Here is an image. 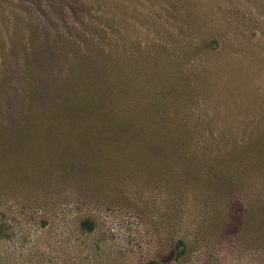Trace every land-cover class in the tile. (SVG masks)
<instances>
[{
	"label": "rangeland",
	"instance_id": "1",
	"mask_svg": "<svg viewBox=\"0 0 264 264\" xmlns=\"http://www.w3.org/2000/svg\"><path fill=\"white\" fill-rule=\"evenodd\" d=\"M1 24L0 264H264V0H0ZM107 78L141 131L41 126Z\"/></svg>",
	"mask_w": 264,
	"mask_h": 264
},
{
	"label": "trees",
	"instance_id": "2",
	"mask_svg": "<svg viewBox=\"0 0 264 264\" xmlns=\"http://www.w3.org/2000/svg\"><path fill=\"white\" fill-rule=\"evenodd\" d=\"M34 8H36L35 5ZM38 15H40V17L42 16L39 12ZM39 19L41 20V18H38V20H32L34 25H39ZM2 26L3 24L0 25V48L4 46V42L2 43L3 40L1 37H6V35L3 34V30L8 29V27ZM27 35L31 36L30 34ZM10 36L11 40L16 37L14 33H12ZM221 42L222 41L219 38H212L210 49H212L214 52L219 51V49L222 48ZM19 43L22 44L21 41ZM204 48L206 49V47ZM26 58H33V55H30V57L28 55ZM30 61L31 60H21L20 63H18L16 60L15 62L11 63V66H13V68L18 72V70L20 71V68L23 64L26 69L24 68L22 72L26 73L27 69H32L33 65H39V61L37 62L36 60H32V64H30ZM0 71L3 72V70ZM109 87L112 89L108 90ZM123 87L124 84H122L120 87L114 85L113 88V84L109 83V79L107 78L104 89H99L97 91V89L92 86V90L88 93L78 94L75 92L73 97H65L64 103H61L60 106H58V104L56 105L59 108L56 112H52L51 115L41 118L40 124L41 126L45 125L47 128V124L51 123H58L59 126L73 125L74 127L85 129L96 126L95 129L102 133L101 137H104V139L123 137L125 134H128L129 131H135V133H138V131L142 130V126L137 123L139 122V119H137L133 114H129V112H119L118 114L114 107L119 96H116L115 92L116 90L121 92ZM89 88L90 87L87 86V89ZM145 128L147 129L148 133L152 132V130H150L151 127ZM88 151H91V149L88 148L86 153ZM81 227L85 231H92L94 225L89 220H85L81 222ZM179 244L182 245V242H179ZM149 264L157 263L151 262Z\"/></svg>",
	"mask_w": 264,
	"mask_h": 264
}]
</instances>
